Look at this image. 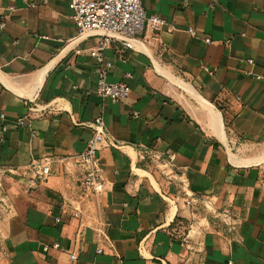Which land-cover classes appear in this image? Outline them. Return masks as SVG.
Segmentation results:
<instances>
[{"label": "crops", "instance_id": "crops-1", "mask_svg": "<svg viewBox=\"0 0 264 264\" xmlns=\"http://www.w3.org/2000/svg\"><path fill=\"white\" fill-rule=\"evenodd\" d=\"M186 1L142 0L171 29L106 49L107 81L130 87L114 102L96 93L99 36H77L68 0H0V264H264V0ZM97 117L117 143L87 204L108 225L100 244L69 206ZM43 158L50 176L25 190ZM200 199L230 207L234 230Z\"/></svg>", "mask_w": 264, "mask_h": 264}, {"label": "built area", "instance_id": "built-area-1", "mask_svg": "<svg viewBox=\"0 0 264 264\" xmlns=\"http://www.w3.org/2000/svg\"><path fill=\"white\" fill-rule=\"evenodd\" d=\"M183 6L187 7L188 3L183 0ZM70 11L69 19L76 28L77 36L82 37L91 33H97L99 39L97 44L89 49L88 56L96 62V93L98 96L111 101H120L125 99L130 93V87L124 81L110 83L107 81V74L112 64L105 58L104 52L114 42L120 43L124 47H131V43L138 39L145 30L159 32L164 27L169 30L171 27L156 14H148L142 4V0H68ZM12 9H9L11 11ZM6 25V15L0 16V30ZM188 33L192 36L195 31L191 28ZM209 43V39L205 40ZM77 54L80 51L76 52ZM246 63L253 65V60L248 59ZM129 75H125L128 78ZM258 82L264 83V76L253 75ZM134 118L138 113L133 114ZM25 118L18 119L17 126H23ZM93 131L92 138L86 143L84 150L72 157V165L75 169L70 177L73 182L77 199H74L70 206V216L79 221V227H88L94 233L98 244L106 239L107 223L99 216H95V221H86L88 212L87 204L97 203L98 196L104 191L105 179L98 156L104 146L116 147L117 143L110 139L107 134L106 126L102 117H97L89 125ZM54 161L51 158L33 160L27 167L30 173L27 179L30 187H37L38 183L46 181L52 171ZM200 203L207 211L219 216L231 232L234 230L233 215L230 207H227L222 213L218 214L210 200L200 199ZM186 206H193L194 201L188 199L185 201ZM59 220L56 219V222ZM92 221V223H91ZM53 248H59V244L54 243ZM43 250L48 251L44 246ZM101 249H97L100 254ZM71 261L76 259L74 253H70ZM227 264H234L232 260Z\"/></svg>", "mask_w": 264, "mask_h": 264}, {"label": "rangeland", "instance_id": "rangeland-1", "mask_svg": "<svg viewBox=\"0 0 264 264\" xmlns=\"http://www.w3.org/2000/svg\"><path fill=\"white\" fill-rule=\"evenodd\" d=\"M9 173L10 174H14L13 171H9ZM4 176H5V172L2 169H0V203L1 204L3 203V201H2L1 198H2V192H3V189H4V183L6 181ZM22 186H23V188H25V190L26 189H34V188H32V187L29 186L28 181H27L26 184H22Z\"/></svg>", "mask_w": 264, "mask_h": 264}]
</instances>
